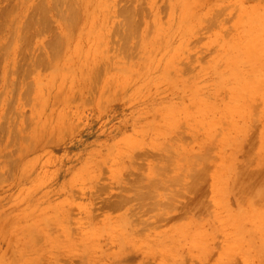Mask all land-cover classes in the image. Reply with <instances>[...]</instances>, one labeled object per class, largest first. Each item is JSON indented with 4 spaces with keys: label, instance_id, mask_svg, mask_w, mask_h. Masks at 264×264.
I'll list each match as a JSON object with an SVG mask.
<instances>
[{
    "label": "rangeland",
    "instance_id": "374dc122",
    "mask_svg": "<svg viewBox=\"0 0 264 264\" xmlns=\"http://www.w3.org/2000/svg\"><path fill=\"white\" fill-rule=\"evenodd\" d=\"M34 1L29 0V6L25 5V7L31 6V10L28 9L36 14V8L33 10L32 7L36 6L34 3L37 4L38 0ZM87 1L90 3L87 4ZM125 1H129L127 3L130 4H126ZM22 2V0L15 2L0 0V10H5L0 12L2 18H0V30H2L0 39L7 38L4 36L8 34L6 33L8 18L5 14L11 11L10 9L13 8L11 5L14 4L16 15L13 16L16 20L24 7L25 3ZM75 2L76 11L80 13L77 15V21L69 27H73L72 30L68 28L69 34L65 31V26L60 25L61 23L52 16L49 23L46 21L47 26L40 23L46 27L37 23V27L35 25L25 29L27 32L24 31L23 37L25 35L26 37L22 40L25 39L29 46L22 40L12 43L13 47L21 46L23 51L20 50L21 47H18L19 49L11 47L8 48L9 53L7 51L6 56L5 51L3 52L0 47V54L3 56H0L2 87L0 91H6L0 94L5 102L6 97H9L7 101L13 99L10 100L12 103L6 102L5 105L10 106L6 109L7 107L3 105L5 102L0 98V115H5L0 116L2 118L0 122L4 123L3 119H6L4 125L0 123L2 127H0L2 129L0 141L3 138L6 141L0 143V151H2L0 174L4 173L0 175V264H117L119 262L122 264L123 262L124 264H141V262L142 264H220L219 262L264 264V213L258 211L263 209L264 212V155L262 156L264 153L262 151L264 150L262 149V146L264 148V90H262L264 61L262 65V62H259L264 54L258 57L260 51L258 53L256 47H253L255 46L253 43L257 41L256 36L259 39V35H262V40L264 39V31L262 32L264 0H81V3L75 0ZM122 7L126 9L132 7L130 9L134 13L129 11L132 13V18H135L133 20H136L133 22L134 33L127 42L121 39L119 33L125 28L123 23L126 16H120L122 14L120 12L124 10ZM28 9L27 14L34 16ZM4 20H6L5 24H3ZM51 31L55 32L54 35ZM255 31L263 34L257 35ZM29 33L34 37L28 38ZM254 33L256 35L253 39L256 41L253 40L250 44L249 42L252 41L247 40L252 39ZM222 34L226 36V40L230 38L236 47L232 46L231 42H227ZM54 36H59L62 40L61 44H58L59 50L52 46ZM65 37L66 39H63ZM260 40L261 37L258 41ZM247 43L256 50V54L258 53V61L251 60L250 55L253 54L246 49L249 48L245 47ZM40 44L43 46L41 49L44 50L46 47V51L49 49V53L44 50L46 57L42 58L43 50L40 48L41 52L37 50L39 46L41 47ZM31 48L35 49V52ZM11 49H14L16 54L13 51L11 53ZM53 50H56L59 56L55 57L56 53ZM243 50L249 52L247 55L248 58L251 57L248 59L250 63L245 61L247 58ZM235 51L236 53H233ZM36 53H39V56H35ZM52 53L55 54L52 56ZM240 53L245 57L243 58ZM29 54L36 59L32 60L33 56L29 57ZM50 57L52 59H49ZM180 60L185 62H182L184 70L180 67ZM226 62L230 68L233 65L235 69H231L230 72ZM47 63L49 65H46ZM18 64H21L20 67ZM49 66L51 67L48 68ZM236 68L243 77L245 75L244 78L241 75L238 77ZM52 69L53 72L50 74ZM254 70L258 71L253 72ZM93 75L95 77H92ZM235 77L242 80L239 81ZM244 83L248 84V87L252 85L249 90H244L247 87H243ZM256 85L259 92L263 93L253 91H258ZM10 86H13L15 92L20 93L14 94ZM29 86L33 91L29 90ZM239 87L244 88L241 89L243 94L247 90L249 92L247 91L244 96L240 95ZM7 91L13 93L6 94ZM246 95L248 98L245 97ZM236 101L237 106H233L236 105ZM31 116L35 119L30 118ZM185 118L191 121H185ZM195 120L200 121L199 125L196 126ZM11 129L17 131L12 132ZM16 132H19V135H16ZM20 132L25 140L21 138ZM217 132L220 134L218 135ZM214 133L219 137H215ZM6 134L7 138L4 136L1 138V135L6 136ZM26 136H29L27 140ZM8 140L12 143L9 144ZM3 144L7 145L3 147ZM230 151L234 154L232 155ZM261 152L263 153L258 154ZM173 153L178 156L175 157ZM167 154L175 163L174 165L172 162L170 167L173 168H171L172 173L177 178L178 173L191 170L187 168L189 164L196 163L199 166L200 163L203 165L207 161L211 162L203 166L200 164V168L210 169V174L209 170L206 171V184L208 180L211 184L208 182L210 185L204 187L207 192L204 191L203 194L207 203L204 204L202 200L203 206L201 204V207L199 206L194 212L192 210L196 207L190 208L192 213L188 211L189 209L187 210L189 213L183 212L184 201H180L183 194L182 197L178 196L181 204L179 201L178 204L174 201L176 211L164 207L165 214L172 213L167 215L166 221L164 219L158 221V218L157 222H152L154 225H151V220H155L154 218L159 215L153 214L155 211H151V207L146 209L145 206L144 211L138 209L142 206L137 205V198L133 197H136L135 191L139 182L137 180H142V177L145 183L152 178L160 182L159 187L162 189L156 192L161 202L163 191L165 192L168 186L166 183H170L171 169L167 168L168 177L166 172L162 175L158 169L163 162V156ZM198 155L204 158V160L200 158L202 162L197 157V161H194L196 160L194 157ZM12 156L16 162L12 161ZM205 156H209L210 159ZM255 160L258 161L259 166L257 161L256 164L254 163ZM247 161L254 164L249 167L252 173L249 179L242 177V170H239L244 168ZM196 164L194 165L197 168ZM172 165L176 166L175 169ZM182 166L188 171L179 170ZM137 173L141 177L136 180L139 176ZM173 174L171 175L174 178ZM181 175L182 178L185 174ZM165 178L169 180L166 181ZM182 180L186 181L185 176ZM169 185L174 187L173 184ZM176 185L174 188H177ZM255 187L257 195L256 191L254 192ZM126 188L132 190L128 191ZM166 189L167 192L168 188ZM175 190L173 192L177 191ZM166 192L164 194L167 196L172 191ZM121 193L125 195L124 198L127 197L126 200ZM165 195L162 199L164 201L169 197ZM182 200H185V196ZM134 204L139 207L136 208ZM255 209L260 212V216L261 214L263 216H259L260 218L256 216L258 212ZM253 212L256 217L252 216ZM179 216L182 219L181 225L177 221V218L180 219ZM143 219L146 225L141 223ZM175 220L177 222H174ZM256 222L258 224H255ZM140 225L143 226H141L142 230ZM148 227L152 229H149L150 233L147 232ZM223 255L229 257L226 259L227 262L223 261Z\"/></svg>",
    "mask_w": 264,
    "mask_h": 264
},
{
    "label": "bare ground",
    "instance_id": "6f19581e",
    "mask_svg": "<svg viewBox=\"0 0 264 264\" xmlns=\"http://www.w3.org/2000/svg\"><path fill=\"white\" fill-rule=\"evenodd\" d=\"M16 1H17V0H16ZM18 1H19V0H18ZM22 1L25 3V4H23L24 7H25V5H28V6H29V3H28L29 0H22ZM32 1H34V0H32ZM36 1H37V0H36ZM38 1H39V3H38ZM38 1H37V4H35L36 2L34 1L35 3H34V2H33V3H34V5H36V6H35V7H32L33 10L36 8L37 11H35V12H37L38 14H37V13H36V14H35V13H32L33 11H32V12L30 11V10H31V6H30V8H29L28 6H26L27 8H26V7L24 8V7L21 6V7H22V9H21V15H20L16 20H15V18H14L15 16H13V15H16V14H15V13H16V12H15L16 10L13 9V8L15 7L14 4H12L13 2L11 3V4H12L11 6H12L13 8L9 7V8H11V9H10V10H11L10 12H8L9 9L7 8V9H8V10H7L8 13H6L5 15H6V17H7L8 19L6 18L7 21L4 20V23H3V24H5V21L7 22V25H6L7 32H6V31H5V32L8 33V34H7L6 36H4V37H7V38H5V39L3 38V39H2V37H1V39H0V47L3 49V50H2L3 52L5 51V52H4L5 55H6V52H7V51H8L7 53H9V49H10L11 47H12V48L15 47V49L18 48V47H21V46H18V47H17V45L13 47V44H12V43H13L14 41L17 42V40H18L19 42H21V40H22L23 38L26 37V35H25V37H23V33H24L25 29L28 28V27H29V29H30V26L32 27V26H35V25H36V27H37V23H39L38 25H41V26H43V25H46V26H47V22L49 23V22L51 21V20L49 21V19H50V18H53L52 16H54V17L57 19V21L61 23L60 25L65 26L66 30H65L64 27H63V28H64V30L67 32V31H68V28H69L70 26H72V25L77 21V15H79L80 12L76 11V10H77V8H76V5H77V4L74 5L75 0H38ZM73 1H74V2H73ZM83 1H84V0H83ZM9 2H10V1H9ZM14 2H15V0H14ZM20 2H21V1H20ZM23 2H22V3H23ZM26 2H27L28 4H26ZM79 2L81 3V0H79ZM87 2H88V1H87ZM127 2H129V1H127ZM127 2L125 1V3L129 5L130 3H127ZM195 2H196V1H195ZM16 3H17V2H16ZM18 3H19V2H18ZM75 3H78V2H75ZM89 3H90V2H88L87 4H89ZM8 4H10V3H8ZM20 4H21V3H20ZM84 4H85V3H84ZM126 4H125V6H127ZM185 4H186V2H185ZM193 4H196V3L193 2ZM193 4H191V5H193ZM4 5H5V4H4ZM186 5H187V4H186ZM186 5H185V6H186ZM16 6H17V5H16ZM18 6H20V5H18ZM32 6H33V5H32ZM78 6H79V5H78ZM78 6H77V7H78ZM84 6H85V5H84ZM123 6H124V5H123ZM130 6H131V5H130ZM187 6H189V4H188ZM195 6H196V5H195ZM2 7H3V6H2ZM4 7H5V6H4ZM7 7H8V6H7ZM81 7H82V6H81ZM128 7H129V6H128ZM28 8H29L30 10H29ZM78 8H79V7H78ZM122 8H124V7H122ZM130 8H132V7H130ZM130 8H128V9L124 8V10L122 9L123 11L120 12V13H122L120 16H122V15H123V17L126 16V17L124 18V19H125V20H124L125 22L123 23V26L125 27V28H124V31L122 32V30H121V31L119 32L120 35H121V39H123L125 42H127V41L129 40V38L132 37V35H133V33H134V31H133L134 29H133V28L135 27L134 24H133V22L136 21V20H133V19H135V18H132V16H131V15H132L131 12H132L133 10L130 9ZM5 9H6V8H5ZM16 9H17V8H16ZM27 9H28V11H30L35 17L32 16V15L29 16L30 13L27 14V11H26ZM86 9H87V7H86ZM90 9H91V8H90ZM125 9H126V11H127V13H128L127 15H126V13H125ZM133 9H134V8H133ZM2 10H3V9H2ZM2 10H0V12H1ZM79 10H80V9H79ZM82 10H83V8H82ZM118 10H119V9H118ZM129 10H131V12H130ZM258 10H259V9H258ZM3 11H5V10H3ZM86 11H87V10H86ZM86 11H84V12H86ZM119 11H120V10H119ZM263 11H264V10H263ZM89 12H90V11H89ZM253 12H254V11H253ZM2 13H3V12H2ZM77 13H78V14H77ZM82 13H83V12H82ZM129 13H131V14H129ZM133 13H134V11H133ZM245 13H246V12H245ZM245 13H244V14H245ZM0 14H1V13H0ZM85 14H86V13H85ZM36 15H38L37 18H36ZM89 15H90V14H89ZM133 16H134V14H133ZM258 16H259V15H258ZM2 17H3V16H2ZM11 17H12V18H11ZM78 17H79V16H78ZM243 17H244V16H243ZM0 18H1V17H0ZM19 18H20V20H18ZM1 19H2V18H1ZM9 19H10V20H9ZM122 19H123V18H122ZM216 19H217V18H216ZM216 19H215V20H216ZM254 19H255V18H254ZM255 20H257V19H255ZM1 21H2V20H1ZM46 21H47V22H46ZM122 22H123V20H122ZM40 23H42L43 25L40 24ZM44 23H45V24H44ZM1 24H2V23H1ZM76 25H77V24H76ZM0 26H1V25H0ZM41 26H40V27H41ZM46 26H43V27H46ZM260 26H261V25H260ZM260 26H259V27H260ZM36 27H35V28H36ZM259 27H258V29H259ZM3 28H4V27H3ZM3 28H2V29H3ZM41 28H42V27H41ZM72 28H73V27H72ZM72 28H69L70 31L72 30ZM261 28H262V26H261ZM261 28H260V30H261ZM263 28H264V27H263ZM260 30H259V31H260ZM0 31L2 32V30H0ZM30 31H31V30H30ZM33 31L35 32L34 29H33ZM65 31H64V32H65ZM222 31H223V29H222ZM224 31H225V30H224ZM263 31H264V30L262 29V32H263ZM25 32H27V30H26ZM31 32H32V31H31ZM34 32H33V34H34ZM51 32H53V31H51ZM51 32H50V33H51ZM61 32H62V31H61ZM64 32H63V33H64ZM226 32H227V31H226ZM226 32L224 33L225 35L227 34ZM255 32H256V31H255ZM262 32H261V33H262ZM54 33H55V32H53L52 35H54ZM221 33H223V32H221ZM256 33H258V31H257ZM256 33H254V36L252 37V39H250V38L247 37V38H248L247 41H252V42H249L250 44L253 43V40H254L253 38L255 37ZM261 33H258L257 35H259V34H261ZM24 34H25V33H24ZM33 34H32V35H33ZM61 34H62V33H61ZM66 34H67V33H66ZM68 34H69V31H68ZM68 34H67V35H68ZM262 34H263V33H262ZM27 35H28V34H27ZM58 35H59V34H58ZM219 35H220V33H219ZM219 35H218V36H219ZM222 35H223V34H222ZM1 36H2V35H1ZM62 36H63V35H62ZM62 36H61V37H62ZM64 36H65V35H64ZM220 36H221V35H220ZM220 36H219V37H220ZM223 36H224V35H223ZM223 36H222V37H223ZM226 36H227V35H226ZM226 36H224V37H225V40H226ZM234 36H236V35H234ZM238 36H239V35H238ZM238 36H237V39H238ZM259 36L261 37V40L258 41V40L260 39V37H259V39H257L258 36H256L255 39H256L257 41L254 40V41H256V42L253 43L255 46L252 45L254 48L256 47L258 53H259V51H260L259 56L257 55L258 53L256 54V50H255L253 47H251V46H250L251 48L249 47V45H250L249 43H247V46H246V44H245V47H249V48H246V49L249 50L250 54H253V56L256 55V56L254 57V59H253V56H252V55H250L252 58L249 57V58H251V60H254V61H256V60L258 59L257 56H258V57H261V56H262L261 54H262V53L264 54V51L261 52V50L264 49V46H263V45H264V43H263V42H264V39L262 40V35H259ZM29 37H34V36H30V33H29L28 38H29ZM51 37H52V36H51ZM51 37H50V38H51ZM222 37H221V38H222ZM239 37H240V36H239ZM263 37H264V34H263ZM28 38H27V39H28ZM227 38H229V37H227ZM231 38H232V37H231ZM234 38H235V37H234ZM32 39H33V38H32ZM32 39H31V41H32ZM63 39H66V37L63 38ZM67 39H68V38H67ZM4 40H6V42H5ZM51 40H52V39H51ZM22 41H25V39L22 40ZM61 41H62V40L59 38V36H58V37H55V36H54L53 41L51 42V43H52V46L54 47V49L57 48V49L59 50V46H58V44H59V43L61 44ZM64 41L66 42V40H64ZM64 41H63V42H64ZM226 41H227V42H231V44H233L232 41H230V38H229V40H226ZM233 41H234V40H233ZM237 41H238V40H237ZM247 41H246V42H247ZM261 41H263V42H262V44L260 45V42H261ZM7 42H8V43H7ZM65 42H64V43H65ZM224 42H225V41H224ZM234 42H236V41H234ZM22 43H23V42H22ZM25 43H26V41H25ZM256 43H257V44H256ZM2 44H3V45H2ZM4 44H6V45H4ZM18 44H19V45H22V44H20V43H18ZM26 44H28V42H27ZM46 44H48V43H46ZM46 44H43V45H46ZM248 44H249V45H248ZM1 45H2V46H1ZM14 45H15V44H14ZM23 45H24V44H23ZM29 45H30V44H28V46H29ZM31 45H32V42H31ZM40 45H41V44H40ZM63 45H64V44H63ZM227 45H228V44H227ZM234 45H235V44H233L232 46H234ZM28 46H27V47H28ZM33 46H34V45H33ZM47 46L51 47L50 45H47ZM229 46H230V44H229ZM260 46H263V47H260ZM30 47H31V46H30ZM30 47H29V48H30ZM37 47H38V46H36L35 48L37 49ZM42 47H43L42 45H41V47L39 46L37 50H38L39 52H41L40 50H43V49H41ZM49 47H48V48H49ZM122 47H123V46H122ZM235 47H236V45H235ZM4 48H5V49H4ZM8 48H9V49H8ZM33 48H34V47H33ZM39 48H40V50H39ZM44 48H45V47H44ZM262 48H263V49H262ZM6 49H7V50H6ZM18 49H19V48H18ZM21 49H22V47L20 48V50H21ZM26 49H27V48H26ZM26 49H25V50H26ZM31 49H32V48H31ZM45 49H47V47H46ZM45 49H44V50H45ZM50 49H51V48H50ZM57 49H56V50H57ZM123 49H124V48H122V51H123ZM246 49H244V50H246ZM250 49H252V50L250 51ZM0 50H1V49H0ZM23 50H24V49H23ZM23 50H21V51H23ZM27 50H28V49H27ZM29 50H30V49H29ZM32 50H33V49H32ZM34 50H35V49H34ZM34 50H33V51H34ZM44 50H43V51H44ZM56 50H53V52L55 51V53H56ZM244 50H243L242 52H244ZM2 51H1V52H2ZM10 51H11V53L14 52V54H16L15 51H14V49H11ZM12 51H13V52H12ZM45 51H46V50H45ZM45 51L43 52L44 54H43V53H42V54L40 53V54L42 55V58L45 56ZM48 51H49V49H48ZM48 51H46V53H47ZM246 51H247V50H246ZM246 51H245L243 54L246 56L247 59H246V60L243 59V60H245L246 62H249V61H248V59H249L248 56H249V55H247V54H249V52L247 53ZM253 51H254V53H253ZM16 52H17V51H16ZM24 52H25V51H24ZM30 52H32V51L30 50ZM34 52H35V51H34ZM36 52H37V51H36ZM51 52H52V51H51ZM11 53H10V56H11ZM17 53H19V52H17ZM28 53H29V52H28ZM48 53H49V52H48ZM55 53H52V56H53ZM233 53H236V51L233 52ZM2 54H3V53H2ZM14 54H13V55H14ZM32 54L34 55V53H32ZM37 54H38V55H37ZM50 54H51V53H50ZM58 54H59V53L57 52V53L55 54V57L59 56ZM237 54L239 55V53H237ZM240 54L242 55V53H240ZM254 54H255V55H254ZM7 55H8V54H7ZM7 55H6V56H7ZM22 55H23V54H22ZM24 55H26V53H24ZM24 55H23V56H24ZM33 55H30V54H29L28 56L30 57V56H33ZM41 55H40V56H41ZM56 55H57V56H56ZM69 55H70V54H68V57H69ZM238 55H237V56H238ZM0 56H2V55L0 54ZM6 56H5V57H6ZM18 56H19V54H18ZM35 56H39V53H36ZM47 56H49V54H48ZM245 56H244V57H245ZM2 57H3V56H2ZM5 57H4V59L6 60ZM11 57H12V56H11ZM19 57H22V56H19ZM45 57H46V56H45ZM242 57H243V55H242ZM242 57H241V58H242ZM244 57H243V58H244ZM9 58H10V57H8V59H9ZM16 58H17V56L15 57V59H16ZM22 58H23V57H22ZM24 58H25V56H24ZM26 58H27V56H26ZM38 58H39V57H38ZM38 58H37V60H39ZM40 58H41V57H40ZM47 58H48V57H47ZM65 58H67V55H65ZM235 58H236V57H235ZM237 58H239V57H237ZM237 58H236V59H237ZM2 59H3V58H2ZM11 59H12V58H11ZM33 59H36V58H34V56H33L32 60H33ZM49 59H52V58L50 57ZM54 59H55V58H54ZM63 59H64V58H63ZM67 59H68V58H67ZM226 59H228V58H226ZM229 59H230V58H229ZM231 59H233V58L231 57ZM231 59H230V60H231ZM255 59H256V60H255ZM263 59H264V57H263ZM263 59H261L262 61H261V60L259 61L260 63L262 62L261 65L263 64V61H264ZM12 60H14V59H12ZM32 60H30L31 64L33 63ZM37 60L35 61L36 63H37ZM42 61H44V59H43ZM45 61H46V59H45ZM50 61H51V60H50ZM50 61H49V63H50ZM57 61H58V60H57ZM57 61L55 60V62H57ZM67 61H68V60H67ZM180 61H181V63H180ZM180 61H178V62L181 64L180 67L184 66V65H182V64H183L182 62H184V61H182V60H180ZM226 61L228 62V60H226ZM234 61H236V60H234ZM238 61H239V60H238ZM254 61H253V62H254ZM257 61H258V60H257ZM28 62H29V61H28ZM35 62H34V63H35ZM38 62H39V61H38ZM46 62H47V61H46ZM46 62H45V63H46ZM227 62H226V63H227ZM246 62H245V63H246ZM0 63H1V62H0ZM12 63H13V62H12ZM15 63H16V62H15ZM36 63H35V64H36ZM53 63H54V62H53ZM62 63H63V62H62ZM179 63H177V64H179ZM184 63H185V62H184ZM229 63H230V62H229ZM241 63H242V62H241ZM249 63H250V62H249ZM24 64L26 65V62H25ZM27 64H28V63H27ZM39 64H40V63H39ZM41 64H42V63H41ZM232 64L235 65L236 63H235V62L233 63V61H232ZM14 65H15V64H14ZM20 65H21V64H20ZM20 65L18 64L19 67H20ZM29 65H30V64H29ZM46 65H49V64L47 63ZM54 65H55V64H54ZM62 65H64V64H62ZM65 65H66V64H65ZM226 65H228V63H227ZM233 65H231V68H230V66L228 65L229 68H230V69H229L230 72H231V69H233V67H232ZM237 65H238V63H237ZM15 66H16V65H15ZM15 66H14V68H15ZM31 66H32V65H31ZM42 66H43V65H42ZM44 66H45V65H44ZM67 66H68V68H69V65H68V64H67ZM67 66H66V67H67ZM185 66H186V65H185ZM235 66H236V65H235ZM235 66H234V67H235ZM12 67H13V66H12ZM12 67H11V68H12ZM22 67H23V66H21V70H22ZM24 67H25V66H24ZM34 67H36V66H34ZM34 67H33V68H34ZM46 67H47V66H46ZM50 67H51V66H49L48 68H50ZM54 67H55V66H54ZM54 67L52 66V68H54ZM62 67H65V66H62ZM177 67H178V66H177ZM14 68H12V69L15 70ZM17 68H18V67H17ZM25 68H26V67H25ZM28 68H29V67H27V69H28ZM183 68L185 69V67H182V69H183ZM186 68H187V66H186ZM237 68H238V67H237ZM237 68H236V71H235L236 74H237V71L239 70V69L237 70ZM6 69H7V68H6ZM9 69H10V68H9ZM19 69H20V68H19ZM23 69H24V68H23ZM63 69H65V68H63ZM184 69H183V70H184ZM234 69H235V68H234ZM234 69H233V70H234ZM21 70H20V71H21ZM183 70H182V71H183ZM233 70H232V71H233ZM3 71H6V70H4V68H3ZM16 71H17V69H16ZM16 71H15V73H16ZM22 71H23V70H22ZM22 71H21V72H22ZM65 71H66L67 73L69 72V71H67V70H65ZM182 71H180V72H182ZM185 71H186V70H185ZM214 71H215V70H214ZM239 71H240V70H239ZM239 71H238V74H239L238 77L241 75V73H239ZM256 71H258V70H256ZM256 71L254 70L253 72H256ZM12 72H13V71H12ZM17 72H18V74H19V71H17ZM51 72H53V69H52V71L50 70L49 73L51 74ZM235 72H233V73L235 74ZM6 73H7V71H6ZM22 73H25V71L22 72ZM185 73H186V72H185ZM185 73H184V74H185ZM218 73H219V72H218ZM2 74H3V73H2ZM10 74H13V73L10 72ZM54 74H55V73H54ZM54 74L52 73V75H54ZM182 74H183V73H182ZM220 74H221V72H220ZM231 74H232V73H231ZM234 74H232V75H234ZM255 74H256V73H255ZM5 75H6V74H4V76H5ZM15 75H16V74H15ZM20 76H21V74H20ZM49 76H50V75H49ZM54 76H56V75H54ZM234 76H237V75H234ZM241 76H242V75H241ZM22 77H23V76H22ZM92 77H95V76L93 75ZM242 77H243V76H242ZM244 77H245V75H244ZM244 77H243V78H244ZM3 78H4V77H3ZM221 78H222V77H221ZM235 78H236V77H235ZM17 79H18V77H17ZM46 79H47V78H46ZM236 79L239 80V81H240V79L242 80V78H236ZM245 79H246V78H245ZM221 80H222V79H221ZM223 80H224V79H223ZM22 81H23V80H22ZM37 81L39 82L38 79H37ZM52 81H53V80H52ZM52 81H51V82H52ZM91 81H92V79H91ZM243 81H244V80H243ZM248 81H249V80H248ZM257 81H258V80H257ZM18 82L20 83L19 79H18ZM38 82H37V83H38ZM43 82H44V81H43ZM92 82H93V81H92ZM222 82H223V81H222ZM245 82L248 83L247 81H245ZM250 82H251V81H250ZM11 83H13V82H11ZM11 83H10V84H11ZM254 83H255V82H254ZM20 84H21V83H20ZM22 84H23V83H22ZM40 84H41V83H40ZM90 84H92V83L90 82ZM239 84H240V82H239ZM241 84H243L242 81H241ZM241 84H240V85H241ZM11 85H12V84H11ZM30 85H31V84H30ZM240 85H239V86H240ZM244 85H245V86H244ZM244 85H243V87H246L248 84L246 85V84L244 83ZM13 86H14V83H13ZM13 86H12V87H13ZM31 86H32V85H31ZM251 86H252V85H251ZM251 86H250V87H251ZM0 87H1V86H0ZM10 87H11V86H10ZM12 87H11V89H12ZM16 87H17V85H16ZM240 87H242V86H240ZM240 87H239V90H238V91H240V93L237 92V91H236V92L239 93V94L241 95V94H243V90H241V89H244V88H241V89H240ZM250 87L247 86L244 90H246V89L249 90ZM255 87L258 88L257 85H256ZM255 87H254V89H256ZM1 88H2V87H1ZM1 88H0V89H1ZM32 88H33V87H32ZM11 89H10V90H11ZM26 89H27V86H26ZM88 89H89V87H88ZM90 89H91V87H90ZM5 90H6V89H5ZM13 90H14V88L12 89V91H13ZM29 90H30V86H29ZM248 90H247V91H248ZM252 90H253V89H252ZM252 90H251V91H252ZM257 90H258V91H256V90H253V91H255V92H259V88H258ZM260 90H261V88H260ZM262 90H264V89H262ZM30 91H33V90H30ZM247 91H246V92H247ZM1 92H2V93H5L6 91L4 92L3 90H1L0 93H1ZM7 92H8V93H6V94L13 93V92H9V91H7ZM14 92H15V90H14ZM236 92H235V93H236ZM246 92H245V93H246ZM248 92H249V91H248ZM263 92H264V91H263ZM263 92H259V93L261 94V93H263ZM2 93H1V94H2ZM17 93H20V92L17 91V92H15L14 94L17 95ZM26 93H27V92H26ZM28 93H29V92H28ZM32 93H33V92H32ZM32 93H31V94H32ZM245 93L243 94V96L245 95ZM251 93H252V92H250V94H251ZM1 94H0L1 101H2V102H5L4 99L2 100V96H1ZM38 94H39V93H38ZM246 94H247V93H246ZM3 95H4V94H3ZM10 95H11V94H10ZM16 95H15V98H16ZM230 95H231V94H230ZM4 96H5V95H4ZM11 96L13 97V95H11ZM236 96H237V95H235V97H236ZM237 97H240V96L238 95ZM241 97H242V96H241ZM245 97H247V95H246ZM4 98H5V97H4ZM8 98H9V97H6V102H11V101H13V99H12V100L10 99L11 101H10V100L7 101ZM37 98H38V96H37ZM232 98H233V97H232ZM232 98H231V99H232ZM247 98H248V97H247ZM251 98H252V97H250V99H251ZM242 99H243V98H242ZM232 100L234 101V99H232ZM247 100H249V99H247ZM199 101H200V100H199ZM202 101H203V99H202ZM202 101H200V102H202ZM2 102H1V103H2ZM6 102H5L3 105H5ZM243 102H244V100H243ZM248 102H249V101H248ZM11 103H12V102H11ZM11 103H10V104H11ZM249 103H250V102H249ZM7 104L10 105L9 103H7ZM196 104H198V103H196ZM233 104H235V103H233ZM242 104H243V103H242ZM242 104H241V106H242ZM198 105H199V104H198ZM238 105H240V102L238 103ZM249 105H250V104H249ZM5 106L7 107L6 109H8V108L10 107V106H7V105H5ZM233 106H237V101H236V105H233ZM243 106H244V104H243ZM247 106H248V104H247ZM250 106H251V105H250ZM250 106H249V107H250ZM2 107H3V106H2ZM199 107H200V106H199ZM238 107H240V106H238ZM196 108H197V107H196ZM246 108H247V107H246ZM6 109H4V110L1 109V110H2V111H6ZM9 110H10V109H9ZM190 110H191V109H190ZM199 110H200V109H199ZM188 111H189V110H188ZM228 111H229V109H228ZM231 111H232V110H231ZM0 112H1V111H0ZM183 112H184V111H183ZM189 112L191 113V111H189ZM194 112H195V110L193 111V113H194ZM198 112H200V111H198ZM5 113H6V112H5ZM187 113H188V112H187ZM232 113H233V112H232ZM1 114H4V113H1ZM6 114H7V113H6ZM252 114H253V113H252ZM183 115H184V114H183ZM185 115H186V114H185ZM192 115H193V114H192ZM0 116L2 117V116H5V115H0ZM1 117H0V118H1ZM183 117H184V116H183ZM183 117H182V118H183ZM191 117H192V116H191ZM194 117H195V116H194ZM5 118H6V117H5ZM30 118H34V116H31ZM196 118H197V117H196ZM196 118H195V119H196ZM222 118H223V117H222ZM34 119H35V118H34ZM34 119H33V120H34ZM197 119H198V118H197ZM0 120H2V118H1ZM3 120H4V123H5V120H6V119H3ZM182 120H183V119H182ZM189 120H190V119H189ZM189 120H186V118H185V121H189ZM30 121H32V120H30ZM179 121H180V120H179ZM190 121H191V120H190ZM193 121H194V120H193ZM205 121H206V120H205ZM2 122H3V121H2ZM2 122H0V123H1L2 125H4V123H2ZM180 122H181V121H180ZM182 122L184 123V121H182ZM182 122H181V123H182ZM198 122H200V121H198ZM198 122H196V120H195V124H196V126H197ZM40 123H42V122H40ZM202 123H203V122H202ZM1 124H0V127H1ZM208 124H209V123H208ZM198 125H199V124H198ZM201 125H202V124H201ZM181 126H182V124L180 125V127H181ZM211 126L213 127V125H211ZM234 126H235V125H234ZM234 126H233V127H234ZM23 127H24V126H23ZM27 127H28V126H26V128H27ZM193 127H194V126H193ZM202 127H203V126H202ZM202 127H200V128L203 129ZM260 127H261V125H260ZM1 128H2V127H1ZM1 128H0V129H1ZM26 128H25V130H26ZM40 128H41V127H40ZM200 128H199V129H200ZM204 128H205V127H204ZM14 129H15V128H14ZM14 129H11V131L13 132ZM23 129H24V128H23ZM234 129H235V128H234ZM258 129H260V128H257V130H258ZM4 130H5V129H4ZM18 130H19V129H18ZM27 130H28V129H27ZM39 130H40V129H39ZM39 130H38V132L40 133ZM195 130H196V129H195ZM238 130H239V129H238ZM240 130H241V129H240ZM261 130H262V128H261ZM0 131H2V129H1ZM15 131H17V129H16ZM15 131H14V132H15ZM21 131H24V130H21ZM190 131H191V130H190ZM193 131H194V130H193ZM243 131H244V130H243ZM5 132H6V131H5ZM5 132H4L3 134H5ZM9 132H10V130H9ZM25 132H26V131H25ZM205 132H206V131H205ZM6 133H7V132H6ZM10 133H11V132H10ZM18 133H19V132H18ZM18 133L16 132V135H17ZM193 133H196V132H193ZM218 133L220 134V132H217V134H218ZM257 133H258V131H257ZM13 134H14V133H13ZM13 134H12V135H13ZM24 134L26 135V133H24ZM214 134H215V137H219V136L216 135V133H214ZM219 134H218V135H219ZM18 135H19V134H18ZM20 135H21V132H20ZM27 135H28V134H27ZM189 135H192V133H189ZM202 135H203V134H202ZM210 135H211V134H210ZM257 135H258V134H257ZM3 136L7 138V134H6V136H5V135H1V138H3ZM8 136H10V135L8 134ZM21 136H22V135H21ZM194 136H195V135H194ZM222 136H223V135H222ZM227 136H228V135H227ZM231 136H232V135H231ZM258 136H259V135H258ZM261 136H262V134H261ZM261 136L259 137L260 139H261ZM11 137H13V138L15 139L14 136H11ZM11 137H10V138H11ZM17 137H18V136H17ZM17 137H16V138H17ZM28 137H29V136H28ZM28 137L26 136V140H27ZM187 137H188V136H187ZM196 137H197V136H196ZM203 137H204V136H203ZM212 137H213V135L211 136V138H212ZM263 137H264V135H263ZM6 138H5V140H6ZM10 138H8V139H10ZM21 138L24 139L23 136H22ZM194 138H195V137H194ZM255 138H256V136H255ZM30 139H31V138H30ZM30 139H28V140H30ZM196 139H197V138H196ZM227 139H228V138H227ZM235 139H236V137H235ZM246 139H247V138H246ZM262 139H263V138H262ZM10 140H12V139H10ZM24 140H25V139H24ZM199 140H200V138H199ZM213 140H216V139H213ZM240 140H241V139H240ZM252 140H253V139H252ZM1 141L6 142V141H4V138H3V140H1ZM1 141H0V143H1ZM12 141H13V140H12ZM15 141H16V140H15ZM21 141H23V140H21ZM201 141H202V140H200V142H201ZM204 141H205V140H204ZM216 141H217V140H216ZM226 141H227V140H226ZM231 141H232V140H231ZM254 141H255V140H254ZM7 142H9V140H8ZM10 142H11V141H10ZM10 142H9V144H10ZM23 142H24V141H23ZM26 142H29V141H26ZM30 142H32V140H31ZM30 142H29V143H30ZM194 142H195V141H194ZM234 142H235V140L233 141V143H234ZM236 142H237V140H236ZM244 142H245V141H244ZM251 142H252V141H251ZM257 142H258V140H257ZM11 143H12V142H11ZM21 143H22V142H21ZM237 143H239V142H237ZM262 143H263V141H262ZM262 143L260 142V144H262ZM7 144H8V143H7ZM7 144H5V145H7ZM9 144H8V146H9ZM27 144H28V143H27ZM201 144H202V143H201ZM256 144H257V143H256ZM5 145L3 144V147H4ZM30 145H31V143H30ZM237 145L239 146L240 144H237ZM237 145H236V146H237ZM247 146H248V145H247ZM254 146H255V145H254ZM260 146H261V145H260ZM29 147H30V146H29ZM29 147H28V148H29ZM255 147H256V146H255ZM258 147H259V146H258ZM226 148H227V147H226ZM226 148H224V149H226ZM259 148H260V147H259ZM2 149H3V148H2ZM171 149H173V148H171ZM251 149H252V148H251ZM256 149H257V147H256ZM260 149H261V148H260ZM260 149H259V150H260ZM262 149H264L263 146H262ZM5 150H6V149H5ZM7 150L9 151V149H7ZM8 151H7V152H8ZM250 151H251V150H250ZM255 151H256V150H255ZM262 151H264V150H262ZM1 152H2V151H0V153H1ZM3 152H4V151H3ZM7 152H6V153H7ZM9 152H10V151H9ZM11 152H12V150H11ZM162 152H163V151H162ZM224 152H226V151H224ZM230 152H231V151H230ZM230 152H229L228 154H230ZM253 152H254V151H253ZM256 152H257V151H256ZM4 153H5V152H4ZM179 153H180V152H179ZM249 153H250V152H249ZM262 153H263V152L258 153V154H262ZM9 154H13V153H9ZM18 154H19V153H18ZM21 154H23V153H21ZM163 154H164V153H163ZM173 154H174V153H173ZM225 154H226V153H225ZM225 154H224V155H225ZM228 154H227V155H228ZM231 154L233 155L234 152H233V153L231 152ZM251 154H253V153H251ZM255 154H256V153H255ZM0 155H1V154H0ZM5 155L7 156V154H5ZM175 155H176V154H174V156H175ZM201 155H202V154H201ZM203 155H204V154H203ZM205 155H207V154H205ZM253 155H254V154H253ZM253 155H252V156H253ZM263 155H264V153L262 154V156H263ZM167 156H168V154L165 155V156H163L164 158L162 157V158H163V162H161V163H162V164H161V167L158 169V170H159V173L162 174V175H164V173L166 172V173H167V177H168V175H169L168 173L171 172L170 175H169V176H171V177H170V180H169V179H166L167 177L165 176V177H166L165 180H166V181L169 180V182H170V183H166V182H165L169 187L172 186V185H169V184H173L174 187H175V185H176L177 183H179L180 185L177 184V185H176L177 188H174V187L172 186V189H173V190H172L171 187L169 188V187L166 186V184H165L166 188H168V191H167V192H166L167 189L165 188V192H166V193H169V191H172V192L169 193V194L166 196V195L164 194L165 192L163 191V195L161 196L162 199L164 198V197H163L164 195H165V197H168V196H169V197L166 198L165 201L161 199V202H160V199L157 197L158 194H157V192H156L158 189H162V188L159 187V185H160L159 180H155V179H152V178H151V179H149L148 181H146L145 183H143V182L145 181V179L143 180V178L140 176V174L137 173L139 176H137L136 180H137L139 177H141L142 180H139V179L137 180V181H139V182H137L138 184H137V186H136V191H135L136 197L131 196V197H133V198H135V199L137 198V202H138L137 205L142 206V207H139V206H138V207H139V208H138V207L134 204V205L136 206V208H138V209L141 208V209L143 210V209H145V208L147 209V207H149L148 209H150V207H151V211H152V210H153V212L155 211L154 213H153V212H152V213L155 214V215H157V216L159 215V217H157V218L155 217V218H154L155 220H151V222H150L151 225L153 224L152 222L156 223V222H157L156 219H158V218H159L158 221H159V220H160V221H164L165 218H166V220H167V218H168L167 215H168V214L171 215L172 213H169V212H168V214H165V213H164L165 211H163V210L165 209L164 207L166 206V208L175 209V208H176V204H178L177 202L179 201L178 196H181V197H182L183 194H184V196H185V200H182V199L184 198V196H183V198L180 199V201H182V202L184 201V202L182 203V209H183V212H184V211H187L188 209H189L188 211L190 212V208H191V207H194V208L196 207L195 209L192 210V211L194 212V210H196L199 206L201 207V204H202L201 202H202V200H204V199L206 198V197H204V195H203V194H204V191H206L204 187L208 186L207 184L210 183L209 180H208V181H207V184H206V175H207L206 171L209 170V171H208V173H209V172H210V169L206 170L205 168H202V167L200 168V164H201V163L199 164V166H198L196 163H194V164H196V165L198 166L197 168H196V166H195L194 164H192V165H194V167H195L196 169H195L194 167L190 168L192 165L189 164V167H187V168H188L189 170H190V169H191V170H190L189 172H186V173H185V172H181L182 170H183V171H188L187 168H184L185 165L182 166V168L180 167L179 170H181V171H179V170H178V171L181 172V173H180V174L178 173V175H179L178 178H177V176L175 177V175L172 173V169H173V168L170 167V165H171L172 162H173V161H172V158H171V156H168V157H167ZM174 156L172 155L173 158H174ZM176 156H178V155H176ZM176 156H175V157H176ZM199 156H200V155L195 156L194 159H196V157H197V159L200 160V158H201V160H202L203 157H202V156L199 157ZM209 156H210V154H209ZM209 156H208V157L205 156V157H207V159H208ZM225 156H226V155H225ZM250 156H251V155H250ZM250 156L248 155V157H250ZM258 156H259V155H258ZM262 156H261V157H262ZM8 157H9V156H8ZM16 157H17V156H16ZM18 157H19V156H18ZM18 157H17V158H18ZM223 157H224V156H223ZM226 157H227V156H226ZM226 157H225V158H226ZM244 157H245V156H244ZM256 157H257V156H256ZM263 157H264V156H263ZM12 158H13V156H12ZM17 158H16V159H17ZM19 158H20V157H19ZM210 158H211V156H210ZM210 158H209V159H210ZM216 158H217V157H216ZM234 158H235V157H234ZM197 159L194 160V161H197ZM207 159H205V160H207ZM218 159H219V157H218ZM236 159H237V158H236ZM251 159H252V158H251ZM254 159H255V158H254ZM263 159H264V158H263ZM180 160H182V157H180ZM180 160H179V161H180ZM201 160H200V162H202ZM203 160H204V158H203ZM211 160H212V159H211ZM232 160L234 161L235 159H232ZM242 160H243V159H242ZM244 160H245V158H244ZM257 160H258V159H257ZM257 160H255L254 163H255ZM12 161H15V159L13 158ZM17 161H18V160H17ZM174 161H175V160H174ZM179 161H178V162H179ZM249 161H250V158H249ZM251 161H252V160H251ZM260 161H261V159H260ZM260 161H259V162H260ZM15 162H16V161H15ZM198 162H199V161H198ZM198 162H197V163H198ZM239 162H240V161H239ZM239 162H237V163H239ZM12 163H13V162H12ZM12 163H11V164H12ZM206 163H210V164H211V162H208V161H207ZM206 163H205V164H206ZM230 163H231V162H230ZM244 163H245V162H244ZM256 163L258 164L257 166H259L258 161H257ZM256 163H255V164H256ZM24 164H25V162H24ZM150 164H151V163H150ZM152 164H153V163H152ZM173 164L175 165L174 162H173ZM184 164H185V163H184ZM205 164H203V165H205ZM210 164H209V166H210ZM217 164H218V162H217ZM263 164H264V163H263ZM147 165H148V164H147ZM181 165H182V163H181ZM201 165H202V164H201ZM203 165H202V166H203ZM207 165H208V164H207ZM207 165H206V166H207ZM212 165H213V164H212ZM233 165H235L234 162H233ZM238 165H239V164H238ZM253 165H254V164H252V162H251V163H250V162L248 163V161H247L246 164H244V166H243L244 168H243V169H239V170H242V171H241V176L244 177V178H248V177L250 176V173H251L249 170H251L250 168H251ZM154 166H155V165H154ZM172 166H173V165H172ZM178 166H179V165H178ZM187 166H188V165H187ZM257 166H256V167H257ZM20 167H21V164H20ZM22 167H23V165H22ZM131 167H132V166H131ZM151 167H152V166H151ZM168 167H169V169L172 168L171 171H169V172H167V171H168V170H167ZM173 167H174V169H175L176 166H173ZM207 167H208V166H207ZM218 167H219V166H218ZM249 167H250V168H249ZM5 168H6V167H5ZM154 168H155V167H154ZM198 168H199V169H198ZM211 168H212V166H211ZM234 168H236V167L234 166ZM238 168H239V167H238ZM241 168H242V167H241ZM258 168H259V167H258ZM146 169H147V168H146ZM185 169H187V170H185ZM203 169H205V170H203ZM220 169H221V168H220ZM252 169H254V168H252ZM23 170H24V169H23ZM25 170H26V168H25ZM136 171H137V170H136ZM6 172H8V171H6ZM211 172H212V170H211ZM0 173H1V172H0ZM182 173L185 174L184 176H185V178H186V181H183V180H182L183 182L181 181V179H183L184 176H183L182 178L180 177V175H181ZM214 173H215V172H214ZM220 173H221V172H220ZM2 174H4V173H2ZM2 174H0V175H2ZM137 174H136V175H137ZM150 174H151V173H150ZM153 174H154V173H153ZM171 174L174 175V178H173V176H172ZM183 174H182V175H183ZM209 174H210V173H209ZM209 174H208V175H209ZM237 174H238V173H237ZM251 174H252V173H251ZM162 175H161V176H162ZM165 175H166V174H165ZM182 175H181V176H182ZM215 175H216V173H215ZM255 175H256V174H255ZM216 176H217V175H216ZM252 176H253V175H252ZM151 177H152V174H151ZM207 177H209V176H207ZM210 177H211V176H210ZM217 177H218V176H217ZM250 177H251V176H250ZM134 179H135V178H134ZM179 179H180V180H179ZM248 179H249V178H248ZM210 180H211V179H210ZM242 180H243V178H242ZM250 180H251V179H250ZM246 181H247V180H246ZM173 182H174L175 184H174ZM176 182H177V183H176ZM181 182H182V183H181ZM208 182H209V183H208ZM253 183H254V182H253ZM129 184H130V183H129ZM139 184H140V185H139ZM210 184H211V183H210ZM210 184H209V185H210ZM213 184H215V183H213ZM243 184H244V183H243ZM249 184H250V183H249ZM258 184H259V183H258ZM124 185H125V183H124ZM245 185H246V183H245ZM165 186H164V187H165ZM179 186H180V187H179ZM181 186H182V187H181ZM126 187H128V186H126ZM129 187H130V186H129ZM164 187H163V188H164ZM209 187H210V186H209ZM209 187H208V188H209ZM215 187H216V186H215ZM217 187H218V186H217ZM251 187H252V185H251ZM251 187H250V188H251ZM179 188H180V190H179ZM208 188H207V190H209ZM244 188H245V187H244ZM124 189H125V188H124ZM126 189L128 190V188H126ZM130 189H131V188H130ZM130 189H129V190H130ZM175 189H176L177 191H176ZM129 190H128V191H129ZM131 190H132V189H131ZM174 190H175L176 192H173ZM215 190H216V189H215ZM123 191H125V190H123ZM255 191H256V187H255L254 192H255ZM206 192H207V191H206ZM259 193H260V192H259ZM209 194H210V193H209ZM121 195H123V198H124L125 195L122 194V193H121ZM121 195H120V196H121ZM133 195H134V194H133ZM205 195H206V194H205ZM256 195H257V191H256ZM126 196H127V195H126ZM176 196H177V197H176ZM170 197H171V199H170ZM126 198H127V197H126ZM126 198H124V199L126 200ZM175 198H176V200H174ZM118 199H119V198H118ZM120 199H121V198H120ZM128 199H130V198H128ZM135 199H133V201H134ZM158 199H159V200H158ZM169 199H170V200H169ZM177 199H178V200H177ZM212 199H213V198H212ZM121 200H122V199H121ZM125 200H124V201H125ZM166 200H167V201H166ZM128 201H129V200H128ZM128 201H127V204H128ZM130 201H132V200H130ZM133 201H132L131 203H133ZM162 201L164 202L165 205H163V202H162ZM174 201H176V204L174 203ZM180 201H179V202H180ZM206 201H207V200H206ZM206 201L204 200V204L207 203ZM211 201H212V200H211ZM211 201H210V204H212ZM119 202H120V201H119ZM119 202H118V205H119ZM137 202H136V203H137ZM166 202H168V203H166ZM125 203H126V202H125ZM160 203H162V204L159 205ZM208 203H209V201H208ZM180 204H181V202H180ZM121 205H122V203H121ZM130 205H131V204H129V206H130ZM174 205H175V208H174ZM132 206H133V205H132ZM145 206H146V207H145ZM158 206H159V207H158ZM160 206H162L163 208H161ZM177 206H178V205H177ZM202 206H203V204H202ZM210 206H212V205H210ZM144 207H145V208H144ZM155 207H156V209H157V207H158V209H160L159 211H161V212H159L158 209H157V210H154ZM203 208H204V207H203ZM205 208H206V207H205ZM225 208H226V207H225ZM161 209H162V210H161ZM171 209H170V210H171ZM209 209H210V207H209ZM142 210H141V211H142ZM168 210H169V209H168ZM177 210H179V208H178ZM223 210H224V209H223ZM133 211H134V206H133ZM137 211H138V210H137ZM143 211H144V210H143ZM156 211H157V213H156ZM173 211H174V210H173ZM175 211H176V209H175ZM188 211H187V213H189ZM192 211H191L190 213H192ZM201 211H202V210H201ZM255 211H256V209H255ZM258 211H260L261 213H264V212H262L263 209H262V210L259 209ZM258 211H256V212H258ZM139 212H140V210H139ZM170 212H171V211H170ZM179 212H182V211H179ZM204 212H205V211H204ZM240 212H243V211L240 210ZM240 212H238V213L241 214ZM260 212H258V215L256 214V216L259 217V216H260ZM141 213H142V212H141ZM175 213H176V212H175ZM202 213H203V212H202ZM211 213H212V210H211L210 214H211ZM238 213H237V214H238ZM243 213H244V212H243ZM162 214H163V215H162ZM203 214H204V213H203ZM246 214H247V213H246ZM246 214H245V215H246ZM253 214H254V212L252 213V216H254ZM155 215H153V216H155ZM160 215H161L162 217H160ZM164 215H166V216H164ZM184 215H185V213H184ZM199 215L201 216V214H199ZM232 215H234V214H232ZM243 215H244V214H243ZM182 216H183V215H182ZM195 216H196V212H195ZM197 216H198V214H197ZM256 216H254V217H256ZM262 216H263V215L261 214L260 217H262ZM169 217H170V216H169ZM231 217H232V216H231ZM246 217H247V215H246ZM250 217H251V214H250ZM260 217H259V218H260ZM179 218H180V216H179ZM233 218H234V216H233ZM233 218H232V220H234ZM251 218H252V217H251ZM138 219H141V218H138ZM151 219H152V218H151ZM161 219H162V220H161ZM163 219H164V220H163ZM225 219H226V217H225ZM228 219H229V218H228ZM228 219H227V220H228ZM245 219H246V218H245ZM247 219H248V217H247ZM263 219H264V217H263ZM166 220H165V221H166ZM173 220H174V219H173ZM180 220H181V222H182V219H181V218H180V219L177 218L178 223L180 222ZM221 220H222V219H221ZM252 220H254V218H252ZM252 220H251V221H252ZM255 220H257V219H255ZM137 221H141V220H137ZM142 221H143V222H142ZM142 221H141V223H144V224H145V219H143ZM147 221H148V220H147ZM147 221H146V223H147ZM155 221H156V222H155ZM177 221L175 220L174 222H177ZM228 221H229V220H228ZM258 221H259V220H258ZM258 221H257V222H258ZM148 222H149V221H148ZM171 222H172V221H171ZM174 222H173V223H174ZM181 222L179 223L180 225H181ZM234 222H235V221H234ZM234 222H233V223H234ZM254 222H255V221H254ZM254 222H253V223H254ZM257 222H256L255 224H258ZM260 222H261V221H260ZM260 222H259V224H260ZM262 222H263V221H262ZM141 223L139 222V224H141ZM231 223H232V222H231ZM226 224H227V223H226ZM142 225H143V224H142ZM142 225H140L141 230H142V227L144 226V225H143V226H142ZM145 225H146V224H145ZM153 225H154V224H153ZM172 225H173V224H172ZM184 225H185V224H184ZM141 226H142V227H141ZM158 226H159V225H158ZM173 226H174V225H173ZM144 227L146 228V226H144ZM151 227H152V226H151ZM151 227H150V228H151ZM153 227H154V226H153ZM155 227H157L156 224H155ZM234 227H235V225H234ZM255 227H256V225H255ZM136 228H137V227H136ZM140 228H139V229H140ZM150 228L148 227V229H147L148 231H147V230H146V231L149 232V229H150ZM175 228H176V227H175ZM156 229H157V228H156ZM257 229H258V228H257ZM144 230H145V229H144ZM150 230H152V229H150ZM179 230H180V229H179ZM70 231H71V230H70ZM70 231H68V232H70ZM101 232H104V231L101 230ZM70 233H71V232H70ZM70 233H69V235H70ZM143 233H145V231H143ZM149 233H150V232H149ZM71 234H72V233H71ZM90 234H91V232H89V235H90ZM178 234H179V233H178ZM219 234H220V232H219ZM129 235H130V234H129ZM144 235H145V234H144ZM220 235H221V234H220ZM91 236H92V235H91ZM149 236H150V235H149ZM221 236H222V235H221ZM69 237H70V236H69ZM89 237H90V236H89ZM82 238H83V237H82ZM151 238H152V237H151ZM126 239H127V238H126ZM152 239H153V238H152ZM130 240H131V239H130ZM33 241H34V240H33ZM122 241H123V240H122ZM131 242H132V240H131ZM134 242H135V240H134ZM241 242H242V240H241ZM35 243H36V242H35ZM35 243H34V245H35ZM138 243H140V242H138ZM122 244H123V246L125 245L124 242H123ZM133 244H135V243H133ZM193 244H194V243H193ZM239 244H240V243H239ZM128 245H129V244H128ZM128 245H127V246H128ZM129 246H130V245H129ZM132 246H133V245H132ZM228 246H229V245H228ZM233 246H234V245H233ZM219 247H220V246H219ZM219 247H218V249H219ZM129 248H130V247H129ZM111 249H112V248H111ZM154 251H155V250H154ZM36 252H37V251H36ZM224 252H225V251H224ZM226 252L228 253V251H226ZM156 253H157V252H156ZM216 253H217V251H216ZM227 253H226V255H227ZM37 254H38V253H37ZM231 254H234V253L231 252ZM214 255H215V254H214ZM214 255H213V256H214ZM216 255H217V254H216ZM223 256H224V255H223ZM155 257H156V256H155ZM158 257H159V256H158ZM224 257H225V256H224ZM224 257H222V258H223V261H224V262H227L228 260H226V259H229V257H228V258H226V257L224 258ZM114 258H115V257H114ZM220 259H221V258H220ZM220 259H219V260H220ZM230 259H231V256H230ZM213 260H214V259H213ZM225 260H226V261H225ZM141 261H142V260H141ZM158 261H159V260H158ZM220 261H221V260H220ZM223 261H222V263H224ZM126 263H127V262H126ZM142 263H143V262H141V264H142ZM216 263H218V262H216ZM219 263L221 264V262H219ZM117 264H122V262H121V263L119 262V263H117ZM123 264H124V262H123ZM150 264H151V263H150ZM160 264H161V263H160Z\"/></svg>",
    "mask_w": 264,
    "mask_h": 264
}]
</instances>
